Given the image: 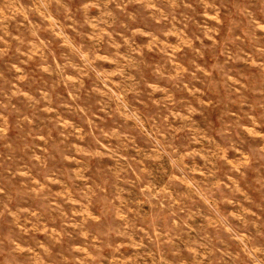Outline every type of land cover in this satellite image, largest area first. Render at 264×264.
Masks as SVG:
<instances>
[{"label":"rangeland","instance_id":"rangeland-1","mask_svg":"<svg viewBox=\"0 0 264 264\" xmlns=\"http://www.w3.org/2000/svg\"><path fill=\"white\" fill-rule=\"evenodd\" d=\"M0 264H264V0H0Z\"/></svg>","mask_w":264,"mask_h":264}]
</instances>
